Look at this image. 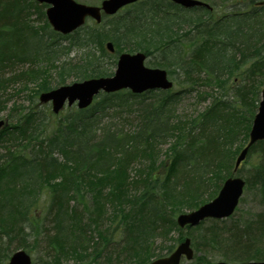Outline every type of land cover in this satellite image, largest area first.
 <instances>
[{
    "label": "trees",
    "instance_id": "obj_1",
    "mask_svg": "<svg viewBox=\"0 0 264 264\" xmlns=\"http://www.w3.org/2000/svg\"><path fill=\"white\" fill-rule=\"evenodd\" d=\"M148 2L149 0H140L131 4L125 11V14H129L127 16H124L125 14L122 15L125 18L122 19L120 23L126 27L125 32H123L126 37L123 38V46L120 49L118 47L120 40L118 34H110L107 37V39L110 38L113 40L114 45H116V50H127L130 52L143 50L148 55H157L161 60L157 62L156 65L162 67L174 65L175 69H180L185 75L187 73L191 74L193 71L189 67L185 70L186 68L184 66L187 64H198V66H202L209 75L208 79L211 77L219 79L221 75L225 74L229 77L232 73H235V77L241 79V81L245 83L246 78L244 75L246 73V68H244V66L241 67L243 60H237L235 56L236 47V50L240 48L242 54H244L243 51L248 50L251 52L250 54L257 56H254L253 66L255 67L250 68L251 72H264V55H262V57L260 55L264 46L262 49L260 48L262 45L258 46L260 44L259 41H262L264 38V5L254 6L253 10L251 9V22L253 26L245 29V24H243L244 27L242 29L241 26L228 23V17L224 15H217L215 17L209 13V11L201 13L195 10H183L179 6L170 3L160 5L159 0H151L150 4H147ZM17 5L19 6V4ZM17 5H15L12 0H0V69L2 63H7L9 57L11 58V56L8 55V51H6L8 46L10 47L9 43L16 41L21 43V40H25V33L22 31L25 22L20 21V18H23L21 13L17 14L15 11L18 8ZM256 8H258V10ZM142 18L144 20L143 22H141ZM138 22H141V24ZM185 24L192 25L193 28H190L191 30L188 29V31L190 30L191 34L195 36V41H200L201 36L204 37V39L209 37V40L205 41V44L203 39V41L198 42L197 45H205L204 47L211 45L212 47L198 48L197 45L194 44L195 42H189L188 45H186L187 43H183V35L180 34V32L183 29L181 26L183 27ZM98 26L99 25L94 27L90 32H87L85 38L88 37V41L81 47H88L89 41L97 44L101 41L103 33L102 35L99 33L97 29ZM95 30L96 32H94ZM76 31H78V29ZM135 31H139L140 33ZM207 31L210 32L207 33ZM208 34H211V36ZM234 36H237V38H234ZM27 38L29 37L27 36ZM254 42L257 44H253ZM23 43L28 49L26 48L22 54L29 55L28 50L30 48V43L28 39ZM263 43L264 42H262V44ZM184 44L186 46H184ZM47 46H43V49H46L44 53H49ZM188 46L191 47V49ZM185 48L187 49L185 50ZM175 50H179V52L174 54L170 53ZM12 51L13 54H15V58H21L19 56L22 54H20L19 51L15 49ZM38 51L39 50H36L34 52L37 53ZM99 51H101V55L108 57L105 62L109 65L104 64L102 57H92L90 53H87L84 62H78V60H64L61 63H56V73L59 78L57 85L64 84L66 81L65 78L69 74L73 75L75 81L93 76L110 75L112 73L111 66L115 64V56L105 51L104 48H100ZM40 53H42V51ZM186 57L189 58L190 62L185 63ZM50 58L53 59L51 55ZM84 66L86 67L83 68ZM29 71L26 72V76ZM18 76H21V74H18ZM222 80L223 83L227 81L226 79ZM48 88H51V86L46 84L45 87H41L37 92L45 91V89ZM251 88L250 97L256 98L259 92V86L254 83ZM37 92H34V94ZM149 97L153 100L156 99L158 103L156 107H147L145 101ZM175 97H177V93L170 90L146 91L142 94H136L122 89V91L113 92L111 94H100V97H97V100L86 109L68 107L63 112L57 114V116L46 111L44 116L51 114L53 117H56L55 125H53L54 131L50 133L48 130V137L45 139V141L48 142V148L44 151L42 149L44 141L40 140L39 146L36 147L37 153L27 156L21 153V147H17L18 149L12 152L14 153L12 156H16L13 162H11L12 158H8L7 160L5 159L4 163H0V221L3 222V219L8 217L12 219L13 222H20L18 227L25 226L24 221L27 223V227L29 224L33 223V221H36L35 214L32 215L30 210H34L32 206L36 199L33 193L37 185L34 184L43 183L38 173L39 168L40 170L45 168L49 170L50 166V169L56 170L57 168L55 167H60L61 172L65 175L66 184L61 181L54 190L52 189L48 200L50 202L49 210L53 213L56 212L57 216L64 213L63 215L69 219L67 226H69L70 229L66 232L68 237L64 238L62 241L57 238L60 233L51 234L50 240H54L56 243L54 250L60 252L63 248L69 247L73 253L80 252L81 255L78 257L84 258V260L86 259L88 264L113 262L116 260L113 254H115L114 256H116V258H118V256L125 258L122 264H140L149 261L151 259V253L154 250L152 246L154 234L157 231L160 235L164 234L167 231V225L175 222L176 211L180 210L178 207H174L172 201L169 202V199L172 198L173 195L172 190H169L170 185L173 184L171 173L176 170L178 165H181L184 168H189L183 174L185 177L189 178L192 174V176L194 175L195 177L194 179L201 180L202 178H200V176L205 172H203L202 168L212 170L209 166L212 159V152L217 153L221 149L218 140L212 138V140L207 143L205 140L207 137L202 132L199 134H192V131L195 129L194 126H197L200 119L201 121H203V119L210 121V112L215 114L221 113L218 109H215L216 101L213 100L210 107L202 112V116L196 118V123H193L195 122V118L192 119L189 124L193 123V125L189 127L188 131V129L185 130V125L180 126L178 122L169 124V119L163 118V115L166 113V108L172 104ZM257 100L255 99L253 109L257 105ZM167 103H169V105L166 107ZM134 105H137L138 111L143 115L135 131L129 134L112 127L108 119H114L118 116L116 112H123L126 109L130 110ZM219 105H221L220 109L223 105L224 109L232 108V105L226 100H221ZM28 109L29 112L25 113L22 118L24 120L23 122L35 117L38 111L36 106ZM209 109L210 111H208ZM254 113L253 110L250 112V115H244V118H242L244 123L239 132V136L241 135L243 137V142L241 143L242 146L239 147L240 149L246 144L248 130ZM207 114L208 117H204ZM227 120L232 122L229 133L233 138L237 134L234 127H232L233 123L237 121L235 120L234 113H229L228 115L225 113V122L226 125L229 126V121L227 122ZM31 121L32 120L29 122ZM40 123L41 122H39V124ZM172 125H175V127H172ZM22 126L24 125L20 126V130L23 129V131H25L27 126L25 129ZM239 127H241V122L239 123ZM168 130L175 131L179 135V139H183V141H178L179 143H175L173 148H170L172 152L170 151L167 155L169 162L166 164L163 163L166 169L164 176V173L154 175L151 169L147 170L144 176L142 174L139 179H133L128 172L125 174L123 172L121 175H124L120 178V181L117 182L116 186L109 188L110 184L112 185L113 182L108 180L109 183H107L108 186L106 188L95 191L94 194L91 195L94 206L84 204L85 202L81 199L84 196L87 198V194L80 190V184H75L78 183L76 179L83 176V173L81 174L82 170L83 172L86 170V172H89L94 167L101 170L105 169L114 161V154L111 155V153L117 149V153L122 156L118 162V166L122 167L124 169L123 171H125L126 168L123 167V161L121 160L126 161L127 166V162L136 157V155L145 156L148 153L147 157H151L155 149L150 147V140L152 139L155 141L158 137H161V135L168 134ZM226 130H228V128ZM185 132L187 135H185ZM6 133L9 132H7L4 127L0 128V142L3 140ZM26 134L27 133H25V135ZM263 146L264 140L257 141L256 144H253L249 148L247 152L248 156L255 153L257 150L260 156L255 157V160H264V157L260 158L264 156V149L260 148ZM238 149L234 151V154H236ZM8 151H10V149H8ZM53 151L63 153L65 158H70V156L73 155L76 161H73V168L67 161H64L65 163L63 164L58 162V156L54 157ZM110 155L111 158L109 160H103L107 159ZM99 159L103 160V162L99 163V166H96L97 164L94 165ZM70 168L71 172L65 171ZM199 168H201L200 170L202 171H200L201 173L198 175ZM139 173H142V171ZM16 178L17 180H15ZM131 185L136 186L134 191H130ZM27 188H30V191H27ZM79 195H81L82 198H79ZM68 201L70 204L68 205V209H66L63 205H66ZM88 206H90V209ZM116 206H119V210H115ZM149 206L153 207L155 211ZM146 207H149V210ZM167 207H170L168 212L166 210ZM96 211L99 213L95 214ZM169 211L172 212L171 217L169 216ZM103 212L108 215L107 219H109V223H113L107 225L108 227L106 226L105 229L99 226L100 217L98 215H104ZM262 219L264 223V215ZM77 220H79L78 223H75ZM84 221L86 222L83 227L82 222ZM261 222L262 220L260 219L257 221V223L262 224ZM73 226L79 227L82 233H69L73 230ZM90 226L96 227V230H98L97 239L93 241L92 247L95 250H87L86 244L78 248L76 244H83L85 240L92 238L86 233ZM9 228H11V226L7 225V228L4 229V234L7 233V229ZM173 246L174 245L167 246L168 252L172 251ZM113 249L116 250L108 251ZM0 250V262L2 263L4 258L7 259L10 253L5 254L3 252L4 245L1 244ZM161 255L162 254H158L155 256Z\"/></svg>",
    "mask_w": 264,
    "mask_h": 264
},
{
    "label": "rangeland",
    "instance_id": "obj_2",
    "mask_svg": "<svg viewBox=\"0 0 264 264\" xmlns=\"http://www.w3.org/2000/svg\"><path fill=\"white\" fill-rule=\"evenodd\" d=\"M26 1L27 0H12L15 5L19 4L15 11L17 14L21 13L23 18H20V21L25 22L22 29L25 33V40H21V43H19V41L10 42V47L8 46L6 51H8V55H10L11 58L9 57V61L5 64L1 62L0 120L5 121L1 128L4 127L9 133H6L3 140L0 142V163H4L5 159L7 160L10 156L14 159L16 156H12V154H14L12 152L17 150V147H21V152L25 153L24 155L27 156L37 153L36 147L39 146L40 140L44 141V148L42 147V149L45 151V149L48 148V142H46L45 139L48 137V130L50 133L54 131L53 125H55L56 117H53L51 114L44 116L46 111L52 113L50 103L37 104L39 101L37 98L39 92H37V90L41 87H45L46 84H49L51 87H56L59 81L56 73V63H61L64 60H78V62H84L87 53H90V56L92 57H102L104 64H106L105 60L108 59V57L101 55L102 53L99 49H105L104 46L106 42L108 43L109 40L113 41L110 38L107 39V37L110 34H118L120 39L118 44L119 49L123 46V38L126 37V35L123 34L126 27L122 25L120 21L125 18L124 16L129 14H125L126 9L128 8L120 10L119 13L116 14L117 16L104 19V21L97 27L99 33H101V35L103 33L101 41H99L98 44L89 41L88 47L85 46L84 48L81 46L88 41V37L85 38V35L98 25H96L93 19L87 18L83 28L78 29V31H75V33H71L70 35H65L64 37L52 30L47 22L45 17L46 4H38L31 1L26 3ZM78 1L96 5L101 0ZM203 1L208 2L209 5H211L209 13L216 15L224 14L226 9L237 12L245 10V12H247L250 9L253 10L254 5H260L261 2H264V0H252V3L250 1L248 2V0ZM150 3L151 0H149L147 4ZM256 9L258 10V8ZM200 12L204 13L206 10ZM123 14L125 15L122 16ZM143 21L142 18L141 22ZM141 22L138 23L141 24ZM251 26H253V24ZM181 28H183L180 32V34L183 35L182 42L187 43L186 45H188L189 42H195L194 44L197 45L198 42L203 41L204 37L202 36L200 37V41H195V36L191 34L190 31V28H193L192 25L185 24V26H181ZM188 29L190 30L188 31ZM94 32H96V30ZM208 32L210 31H207V33ZM208 35L211 36V34ZM27 36L29 38H27ZM234 38H237V36H234ZM26 39H28L30 43L29 50H32H28L29 55L22 54L27 48L23 43ZM208 40L209 37L205 38L204 44L206 43L205 41ZM262 42H264V38L262 41H259L260 44L258 46L262 45L260 47L261 49L264 46V43L262 44ZM253 44L257 43L254 42ZM186 45L184 44V46ZM43 46H47L49 53H44L46 49L44 50ZM204 46L205 45H197L198 48L212 47L211 45ZM14 49L22 54L19 56L21 58H15V54H13L12 51ZM36 50L39 51L36 53L34 52ZM40 50L42 53H40ZM178 52L179 50H175L170 53L174 54ZM243 52L244 54H242L240 48L236 50L235 47V56L237 60L242 59L243 62L241 63V67L244 66V68H246V73L244 75L246 78L245 83L241 81V79L236 78L234 75L235 73H232L229 77L225 74L221 75L219 79H215L216 77L208 79L209 75L202 66H198V64L185 65V70H187L188 67L193 70L191 74L187 73L186 75L180 69H175L174 65L168 64L169 67H162L172 72L171 74L169 73V78L174 81L172 91L177 92V97H175L172 104L166 108V113L163 115V118L169 119V124L172 122H178L180 126L185 125V130L188 129L189 131V127H191L193 123H196V118L202 116V112L210 107L213 100L216 101V110L220 108L221 105L219 104L221 100H226L232 105V108L227 109H224L223 105L221 113L215 114L210 112V121L206 119L201 121L200 119L197 126H194L195 129L192 131V134H199L202 132L207 137L205 138L207 143L210 142L212 138L218 140L221 149L217 153L212 152V159L209 165L212 170L202 168L203 172L205 171L206 173L204 172V174L200 176V178H202L201 180L194 179L195 177L194 175L192 176V174L189 178L185 177L183 174L189 168H184L181 165H178L176 170L171 173L173 184L170 185L169 190H172L173 195L172 198L169 199V202L172 201L174 207L180 209L176 211L175 215L193 210V208L212 199L225 178L230 176L231 171L233 170V162L236 156L234 151L242 146L241 143L243 142V137L241 135L239 136V132L244 123L242 118H244V115H250V112L253 110L255 112L256 107L253 109L255 99H258V103L260 100V90L264 86V72L260 73L259 71H253V73L250 71L251 67H255L253 66V61L255 58L254 56L256 55L250 54L251 52L248 50ZM50 55L53 59L50 58ZM260 55L261 57L264 55V49ZM159 58L160 57L157 55L150 56L146 58V64L153 67L155 66V63L161 60ZM187 62L190 61L189 58L186 57L185 63ZM85 67L86 66L83 68ZM114 67L115 65L111 66L112 70ZM28 71L29 73L26 76V72ZM18 74H21V76H18ZM222 79H226L228 82L226 81V83H223ZM65 80V83L75 81L72 74L66 76ZM214 82L220 84L215 86L216 84H214ZM254 83L259 86V92L256 98H251L250 91L252 90L251 86ZM34 92L37 93L34 94ZM35 106L36 109H38L36 116L30 119L32 120L31 122H29L30 120L23 122L24 120L20 119L21 112L24 110L28 111V108ZM208 111H210V109ZM225 113H227V115L229 113H234L235 120H237L232 126L234 127L235 132H237L233 138L229 133L232 122L227 120V122L229 121V126L226 125ZM116 114L119 117L116 116L114 119L112 118V120H110L112 127L132 134L137 127L135 124L138 116L126 111L116 112ZM204 117H208V114ZM193 118H195V122L189 124ZM39 122L41 123L39 124ZM240 122L241 127H239ZM21 125H24L22 126L24 129L27 126L25 131H23V129L20 130ZM172 127H175V125H172ZM226 127L228 130H226ZM25 133L27 134L25 135ZM167 133L168 134L161 135V137H158L155 141L152 139L150 140V147L155 149L153 151L154 154L151 157H147L148 153L145 155L146 157L136 155V157L127 162V166L126 161L121 160L124 165L122 166L126 168L125 171H123L124 169L122 167L118 166V162L122 156L117 153V149L111 153V155L114 154V161H112V163H110L105 169L101 170L94 167L89 172H86L87 170L83 172L82 170L81 174L83 173V176L78 177L76 179L78 180V183L75 184H80V190L87 194V198L86 196L82 198L81 195H79V198H82V201L87 202L88 197H91L95 191L100 189L103 190L108 186V180L113 182L112 185L110 184L109 188L116 186L117 182L120 181V178L126 172H128L133 179L140 178L142 174L144 176L147 173V170L151 169L153 170L154 175L164 173V176L166 169L163 166V163L166 164L169 162L167 155L170 151L172 152L170 148H173L174 144L178 141H183V139H179V135L175 131L168 130ZM185 135H187L186 132ZM260 148L264 149V146ZM8 149L12 151L10 152ZM53 152L54 157L58 156V162L63 164L67 161V163L73 168V161H75L73 155H71L70 158H65L63 153H58L56 151ZM111 155L103 160H109ZM257 156H260V154L256 150L255 153L246 157L235 172V175H238L245 180V188L239 198L240 200L237 207L234 209L235 211L230 216L215 221L212 219H204L201 223L194 225V227L185 226L182 229L179 228L175 222V224L169 223L167 225V231L165 228L166 232L164 234L160 235L158 231L154 234L155 236L153 237L154 241L152 244L154 250L151 253V258L158 254L165 255L169 253L167 246L174 245L175 247L183 237L188 236L191 240L194 258L190 260L183 258L181 264H212L218 260L236 263L239 261L264 259V223L262 219V216L264 215V160H255V157ZM263 157L264 156L260 158ZM103 160H97L94 165L97 164L96 166H99V163L103 162ZM11 162H13V160ZM50 168V166L49 170H47L48 168L43 170H40L39 168L38 173L40 174L43 183L34 184L37 185L34 188L33 193V196H36V199L32 206L34 210L30 211L32 215L35 214L36 221H33L28 227L26 226L27 223H25V221V226L18 227L20 222H13V220L8 217L4 218L3 222L0 221V244L4 245L3 252L5 254L10 253V256L15 249L23 248L31 255L32 264H74L75 262L88 264L86 259L84 260V258L78 257L81 255L80 252L73 253L69 247L63 248L60 252H56V250H54L56 243L54 240H50L51 234L57 233L55 228L52 229V221L57 219V224H61L62 222L65 223L69 220L68 217L63 215L64 213L57 216L56 212L53 213L49 210L50 202L48 200L52 189L54 190L61 181L66 184V178H64V173L61 172V168L55 167L57 168L56 170ZM200 169L201 168L198 169V175L201 173L200 171H202ZM65 171L71 172V168L66 169ZM140 171H142V173H139ZM123 172L124 174L121 175ZM15 180H17V178ZM131 189L133 190L134 186H132ZM28 190L30 191V188H27V191ZM26 201L28 202L27 199ZM69 204L68 201L66 205L63 206L68 209ZM88 208L90 209V206H88ZM169 209L170 207L166 208L167 212ZM117 210H119V206L117 207ZM170 211L169 216L171 217L172 212ZM98 216L100 217L99 226H101V228L105 229L107 225L113 224L112 222L109 223L110 221L107 219L108 215L105 213L104 215ZM257 219L262 220V224L257 223ZM7 225H10L11 228L7 229V233L4 234V229L7 228ZM88 235L93 239L88 238L83 244L80 243L76 245L80 248L86 244L87 250H95L92 247L93 241H96L98 235L96 227H88ZM9 256L7 259L4 258V261L2 263L0 262V264L5 263L9 259ZM114 259L116 260L109 263L104 262V264H122L124 262L123 260H125V258L121 256H118V258L114 256Z\"/></svg>",
    "mask_w": 264,
    "mask_h": 264
},
{
    "label": "water",
    "instance_id": "obj_3",
    "mask_svg": "<svg viewBox=\"0 0 264 264\" xmlns=\"http://www.w3.org/2000/svg\"><path fill=\"white\" fill-rule=\"evenodd\" d=\"M50 4L47 7V20L54 30L70 32L75 27L81 25L85 21L86 15L100 21L101 8L106 14L114 13L118 8L126 3L134 0H103L101 6H88L77 3L75 0H38ZM176 3L185 6H195L202 4L198 0H172ZM107 47L112 50V45L109 42ZM145 55L143 53L127 54L122 53L118 58L117 68L115 73L110 77L90 78L78 83H71L65 86L57 87L45 93L40 94V100L46 102L52 101V108L57 112L67 101L71 105L76 101L77 107H86L90 104L95 94L100 89L105 92L129 88L132 92H142L144 89L163 88L166 89L172 85L166 76V70L159 68H147L143 64ZM257 107V111L253 116V123L249 130V139L245 147L238 153L234 163V171L238 167L241 160L245 158L248 148L256 142V140L264 139V87L261 90V98ZM3 121H0V125ZM244 181L240 177L228 178L225 180L218 195L213 201L204 203L197 209L190 212L179 214L176 222L180 227L186 224L194 225L206 216L224 217L233 212V209L238 201V196L242 193ZM189 244V239L186 238L180 243L172 253L168 256H162L151 260L145 264H179L180 255L185 253L187 258L192 257V251ZM7 264H31V258L27 252L22 249L15 251L10 257ZM80 264V263H75ZM215 264H264V261H250L239 263H226L218 261Z\"/></svg>",
    "mask_w": 264,
    "mask_h": 264
},
{
    "label": "bare ground",
    "instance_id": "obj_4",
    "mask_svg": "<svg viewBox=\"0 0 264 264\" xmlns=\"http://www.w3.org/2000/svg\"><path fill=\"white\" fill-rule=\"evenodd\" d=\"M28 2H30V0H27L26 1V3H28ZM71 33H69V32H65V34H64V37H65V35L67 36V35H70ZM214 84H216L215 86H218L217 84L218 83H216V82H214ZM40 102L42 103V104H45L46 102H43V101H41L40 100ZM145 103H146V105H147V107H149V108H154V107H156V105L158 104L157 103V101H156V99L155 100H153V99H151L150 97L149 98H147L146 99V101H145ZM169 105V103H167V105H166V107ZM50 108L51 109H53L52 108V106H50ZM62 110H64V108H60L58 111H62ZM218 110H219V112H221V110H222V108L220 109V108H218ZM124 111H126V112H128V113H132V114H135V115H137L138 116V119H137V122H136V126L140 123V121H141V119H142V114L138 111V109H137V105H134V106H132V109H130V110H128V109H126V110H124ZM27 112H29V109H28V111H23V112H21V114H20V119H22L23 117H24V114L25 113H27ZM113 112V111H112ZM55 113H57V112H55ZM23 120V119H22ZM108 120H112V118H109ZM136 120V119H135ZM111 122V121H110ZM16 149V148H15ZM14 149V150H15ZM10 151H12V150H10ZM22 153V152H21ZM23 154H25V153H23ZM12 157L10 156L9 157V159H11ZM12 160H13V158H12ZM141 172V171H140ZM139 179V178H138ZM110 182H112V181H110ZM132 186H134V185H131V187ZM135 188H136V186H134V189L132 190L131 188H130V191H134L135 190ZM85 205H90V206H94L93 205V199H92V197H88V201L87 202H85L84 203ZM117 207L118 206H116V208H115V210L117 209ZM149 207H151V206H149ZM149 207H146L148 210H149ZM152 209H154L153 207H151ZM154 211H155V209H154ZM99 213V212H98ZM156 213V212H155ZM95 214H97V211H96V213ZM97 216V215H96ZM97 218H98V216H97ZM77 219H79V218H77ZM78 221L79 220H77V221H75V223H78ZM99 221V220H98ZM53 223H52V229L53 228H55L56 229V231H57V233H53L52 235H54V234H58V233H60V234H58V239L59 240H63L64 238H66V237H68V234H66V232L70 229L69 228V226H67V224H68V222H65V223H61V224H57V219H54L53 221H52ZM85 222L86 221H84V222H82V226L84 227V225H85ZM100 222V221H99ZM80 224H81V222H80ZM67 227V228H66ZM62 232V233H61ZM82 233L81 232V230H80V228L79 227H77V226H73V230L72 231H70L69 233ZM86 233H88V230L86 231ZM116 249H113V250H108V251H115ZM114 255L115 254H113V257H114Z\"/></svg>",
    "mask_w": 264,
    "mask_h": 264
}]
</instances>
